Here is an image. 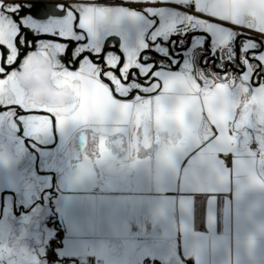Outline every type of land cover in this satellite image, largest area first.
Returning <instances> with one entry per match:
<instances>
[{"label":"snow or ice","instance_id":"1","mask_svg":"<svg viewBox=\"0 0 264 264\" xmlns=\"http://www.w3.org/2000/svg\"><path fill=\"white\" fill-rule=\"evenodd\" d=\"M187 3L191 7L183 16H159L158 24L149 21L155 24L151 45L140 40L135 49L124 50L121 57L114 49L101 46L100 35L125 17H139L134 10L91 3L77 10L56 0H0V107L15 124L25 117H16L7 106H19L28 113L27 126L36 135L50 127L53 116L57 126L99 125L101 133L108 132L110 125L126 126L134 121L143 131L145 147L154 144L158 161L171 166L175 153L193 142L198 146L202 142L199 129L203 109L198 97L190 95V82L197 89H208L213 76L228 78L232 73L246 77L254 91H264V12L246 16L232 6V0ZM53 7L63 16L54 22L37 21L42 12ZM147 11L157 15L156 9ZM224 22L235 28L225 27ZM190 28L205 33L204 41L211 38L197 45L203 48L199 63L181 59L190 44L169 40L183 36ZM245 28L253 38L242 44L237 57L233 33ZM147 47L152 54L142 56ZM90 82L101 85L103 94L96 103L85 104L84 115H80L83 93ZM228 95L205 100L210 118L223 107L226 119L209 120L203 132V141L208 143L189 161L193 178L186 181H202L209 185V191L211 185L224 180L221 157L235 154L236 138L229 142L222 135ZM111 130L125 132L126 127ZM261 148L264 152V145ZM234 164L243 177L241 187L264 188V160L260 161L259 175L243 161L236 159Z\"/></svg>","mask_w":264,"mask_h":264},{"label":"crops","instance_id":"2","mask_svg":"<svg viewBox=\"0 0 264 264\" xmlns=\"http://www.w3.org/2000/svg\"><path fill=\"white\" fill-rule=\"evenodd\" d=\"M154 2V9L163 17L170 14V6L188 4L187 0ZM232 6L246 16L264 12V0H232ZM189 10L183 12L186 14ZM224 25L235 28L227 22ZM236 30L252 36L246 28ZM225 93L229 95L222 135L231 142L234 137L229 122L235 99L224 86L216 85L200 98L204 117L199 129L202 142L199 146L193 142L175 153L171 166L160 163L158 178L155 177V160L149 159L145 164L115 169L111 176L104 175L102 192L94 194L87 190L88 200L81 208L79 199L86 198L85 190L74 188L60 193L67 199V214L61 221L59 194L55 211L62 235L55 249L57 259L52 260V264H75L76 258L87 256H96L102 264H144L147 260L160 264H225L226 259H231L233 264H264V237L256 238L250 255L245 254L241 243L243 237L253 234L259 221L264 219V188L241 187L239 181L243 177L234 164L236 159L243 161L259 175L262 171L260 161L264 159H257L255 146L236 140L235 154L230 152L221 157L224 180L211 185V191L202 181H186L193 178L189 161L208 143L203 141V132L209 120L226 119L223 107L210 118L206 114L205 100ZM251 97L264 111V91L252 89ZM215 131L213 128L212 132ZM19 220L24 225L19 223L18 232H13L9 240L24 251L25 264L46 260L44 248L40 247L43 244L38 243L34 232H30L31 225L42 220L33 222L22 217ZM0 223H8L9 230L14 229L11 221L0 220ZM66 240H73L74 245L82 248L81 252L72 251L70 244L68 251L59 253Z\"/></svg>","mask_w":264,"mask_h":264},{"label":"flooded vegetation","instance_id":"3","mask_svg":"<svg viewBox=\"0 0 264 264\" xmlns=\"http://www.w3.org/2000/svg\"><path fill=\"white\" fill-rule=\"evenodd\" d=\"M56 2L70 4L77 10L82 4L91 3L95 6L124 8L139 13V17L135 19L125 17L118 25L107 27L101 32V46L105 49H114L121 57L124 55V50L135 49L140 40L147 41L151 45L150 33L155 24H149V21L159 23V15H149L147 11L154 9V0H141V2H133V0H56ZM181 4L170 6L171 12L166 18L185 15L184 12L190 7L187 4V7L183 8ZM60 16H63V13L53 7L51 10L42 12L36 19L47 23L54 22ZM203 36L204 34L199 30L190 28L183 36L176 35L170 37L169 40L175 39L177 42L190 44L191 47L184 52L181 59L199 63L203 58V48L197 45L208 43L211 40L209 37L208 41H204L202 40ZM233 36V47L239 57L242 44L248 40L242 36L251 35L236 30ZM86 40L85 37V41L82 43ZM146 53L152 54L151 47L145 48L140 54L143 56ZM229 80L232 83H229ZM246 81V77L242 79L232 73L228 74V78L213 76L208 89H197L196 84L190 82V86H192L190 95L196 96L200 100L201 95L207 94L211 88L222 85L225 88H231V90L233 87L243 88L245 90L242 93L243 97H251L252 86ZM102 94V86L96 82H90L83 93L80 115H84L85 104L96 103ZM7 111L16 117L23 116L25 120L17 119L13 124L12 117L6 115L5 108L0 107V220L10 222L20 217L33 222L42 220L47 228H52L54 234L41 245L44 248L45 264H52L53 258L49 254L48 248L49 241L55 237L56 227H58L55 203L60 193H66L76 188L73 183L78 179L74 173L70 177H66L65 169L60 171L59 168L60 161L67 154L74 138V125L57 126L53 116L50 127L44 133L36 135L27 126L28 113L16 105H8ZM68 169H71L70 166ZM26 194H36V197L25 203L28 199ZM37 207L39 209L36 211Z\"/></svg>","mask_w":264,"mask_h":264},{"label":"rangeland","instance_id":"4","mask_svg":"<svg viewBox=\"0 0 264 264\" xmlns=\"http://www.w3.org/2000/svg\"><path fill=\"white\" fill-rule=\"evenodd\" d=\"M190 89H192V86H190ZM224 90L230 91L235 99L233 117L229 122V124H231L232 136L235 137L236 140H239L242 143H246L247 145H253L256 149H258V146L262 144L261 130L264 129V111L258 107L252 97H243L242 93L245 91L243 88L237 89L236 87H233V89L231 90V88L224 87ZM84 126L86 125L74 124V138L69 146L67 154L64 158L61 159L59 168L60 171L65 169L64 175H66V177H70L71 175H73L72 173L76 175L78 179L73 183L76 188L85 190L86 192L88 190L93 192L94 194H98L96 193V190H100V192H102L104 188V183L102 181L104 175L111 176L114 173L115 169H125L127 167H121L111 160H106L104 157V152L102 151L103 144H101V151L97 155V164L93 165L91 171L89 172L77 173L76 164L82 159L78 137L81 131H84L85 133L91 131V129ZM261 154L264 156L262 148ZM83 159L87 161L89 157L87 155H84ZM68 166H70L71 169H68ZM62 195L60 194V198L58 201V214L60 215L61 213V221L62 219H66L67 214V199ZM35 197L36 194H26V198L28 199H26L25 203H27V201L31 199H34ZM83 198L84 197H80L79 199L81 201V203L78 204L80 208L82 207V203L88 200V192L86 193V198ZM11 222L14 226L13 230H9V227L7 225L8 223H0V245H7L9 248L19 249V244L12 243V238L10 235L13 232H18V224L23 223L22 225H24V222H21L20 220L17 221V219L14 221L12 220ZM45 227L46 226L43 221H41L40 223H34L30 227V232L32 231V233L34 232V234H36L38 243L44 244V242H46L54 234L52 228L46 229ZM9 238L11 239L9 240ZM73 242V240H66V242L62 245V247H60L58 252L61 254L65 253L66 251H68L70 244L72 246L71 249H73L72 251H74L75 253L81 252L80 250L82 248H80L78 245H74ZM81 244L82 243L79 242L80 246ZM0 264H10V258L0 255ZM35 264H45V260H41L39 263L37 261Z\"/></svg>","mask_w":264,"mask_h":264},{"label":"clouds","instance_id":"5","mask_svg":"<svg viewBox=\"0 0 264 264\" xmlns=\"http://www.w3.org/2000/svg\"><path fill=\"white\" fill-rule=\"evenodd\" d=\"M84 127H88L91 131L88 133L81 131L78 137L82 159L76 164L77 173L91 171L92 166L97 164V155L101 151V144H103L105 159L111 160L121 167L145 164L149 159H154L156 164L155 177H159L160 171L158 165L160 162L157 158L155 145L145 147L143 131L137 128L134 121L126 126L110 125V130L105 133H101L98 130L99 125ZM116 127H126V131L115 132L111 130ZM261 136V145H264V129L261 130ZM261 145L254 151L257 154L258 160L264 159V156L261 155ZM84 155L89 157L87 161L83 159ZM257 237H264V219L259 221V226L253 234L243 237L241 243L246 255H250L255 248ZM0 255L10 258V264H25L26 256L22 249L0 245ZM225 264H233V261L226 259Z\"/></svg>","mask_w":264,"mask_h":264},{"label":"built area","instance_id":"6","mask_svg":"<svg viewBox=\"0 0 264 264\" xmlns=\"http://www.w3.org/2000/svg\"><path fill=\"white\" fill-rule=\"evenodd\" d=\"M181 6L183 8L187 7V4L182 3ZM96 193H100V190H96ZM76 264H102L101 260L96 256H89L87 258L79 257L77 258ZM144 264H154L151 260H147ZM182 264H188L187 262H183Z\"/></svg>","mask_w":264,"mask_h":264},{"label":"trees","instance_id":"7","mask_svg":"<svg viewBox=\"0 0 264 264\" xmlns=\"http://www.w3.org/2000/svg\"><path fill=\"white\" fill-rule=\"evenodd\" d=\"M61 235H62V232L59 230L58 227H56V235L54 238H52L50 241H49V254H51L53 260H56L57 259V255L55 253V249L56 247L60 244V241H61ZM154 264H160V263H157V262H154Z\"/></svg>","mask_w":264,"mask_h":264},{"label":"water","instance_id":"8","mask_svg":"<svg viewBox=\"0 0 264 264\" xmlns=\"http://www.w3.org/2000/svg\"><path fill=\"white\" fill-rule=\"evenodd\" d=\"M204 35H205V33H203ZM243 38H246V39H251V38H253V37H251V36H242Z\"/></svg>","mask_w":264,"mask_h":264}]
</instances>
